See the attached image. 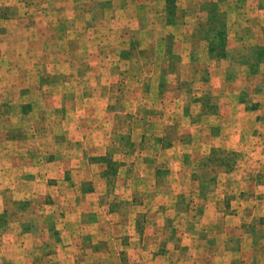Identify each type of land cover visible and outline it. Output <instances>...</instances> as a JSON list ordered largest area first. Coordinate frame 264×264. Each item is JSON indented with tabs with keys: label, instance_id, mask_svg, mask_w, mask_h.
Here are the masks:
<instances>
[{
	"label": "rangeland",
	"instance_id": "374dc122",
	"mask_svg": "<svg viewBox=\"0 0 264 264\" xmlns=\"http://www.w3.org/2000/svg\"><path fill=\"white\" fill-rule=\"evenodd\" d=\"M0 264H264V0H0Z\"/></svg>",
	"mask_w": 264,
	"mask_h": 264
}]
</instances>
